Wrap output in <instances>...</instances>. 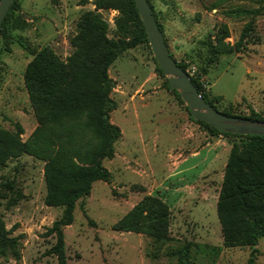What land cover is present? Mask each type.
<instances>
[{
    "label": "rangeland",
    "instance_id": "rangeland-1",
    "mask_svg": "<svg viewBox=\"0 0 264 264\" xmlns=\"http://www.w3.org/2000/svg\"><path fill=\"white\" fill-rule=\"evenodd\" d=\"M18 1V15L28 27L11 31L9 48L0 39V133L24 143L38 127L25 84L34 58L30 51L50 47L68 61L77 50L72 40L78 22L88 12L116 42L138 37L142 21L130 4L122 10H97L95 0H60L58 5L51 0ZM151 3L175 60L204 83L210 99L221 97L214 101L217 109L249 116L251 107L264 118V0ZM223 25L229 29L225 43L234 46L242 40L240 50L227 55L212 48L222 37ZM247 28L251 32L243 38ZM157 65L150 44H140L109 70L117 102L111 122L122 136L115 157L104 161L111 179L93 184L90 196L77 203L73 223L64 228L67 264H180L179 253L186 245V264H248L253 249L227 246L219 216L232 144L240 138L214 135L193 121ZM212 137L220 139L215 150L179 167L193 148L206 146ZM45 165L23 154L0 167V220L14 241L7 255H0L1 264H59L51 250L56 243L51 228L64 209L45 203ZM146 197L168 207V241L116 230ZM256 249V264H264V237Z\"/></svg>",
    "mask_w": 264,
    "mask_h": 264
},
{
    "label": "trees",
    "instance_id": "trees-1",
    "mask_svg": "<svg viewBox=\"0 0 264 264\" xmlns=\"http://www.w3.org/2000/svg\"><path fill=\"white\" fill-rule=\"evenodd\" d=\"M51 2L58 5L60 0ZM148 2L159 22L151 0ZM127 4L140 16L134 0H95L93 3L97 10H122ZM21 7L15 0L0 31L6 48H9L11 31L28 27V22L18 15ZM159 25L163 32L160 22ZM102 26L91 12L81 18L78 34L72 40L77 50L68 61L61 59L50 47L30 51L34 58L26 69L25 84L38 127L24 143L13 135L0 133V153L3 154L0 167L9 158L23 154L46 162L45 203L64 209L51 228L56 237L51 250L59 264H67L64 228L73 223L77 203L90 196L94 183L108 182L112 177L104 161L115 157V144L122 132L111 122L117 102L112 98L115 81L109 70L124 53L140 44L149 45L143 21L138 37L124 42L109 39ZM221 31L222 37L213 50L226 55L234 49L240 50L242 40L234 46L227 44L224 40L229 37V29L223 25ZM250 32L251 29H245L243 38ZM177 63L186 72L185 66ZM157 69L166 76L159 65ZM191 79L206 101L217 109L214 101L221 97L210 99L204 91V83L194 77ZM167 85L170 86L169 80ZM172 91L182 102L179 93ZM186 108L190 112L189 107ZM250 110L249 116H237L230 111L223 113L264 121L251 107ZM191 119L214 135L240 138L239 143L232 144L219 216L226 245L251 247L248 264H256V246L264 237V136L223 133L192 116ZM116 230L146 234L157 242L168 241V207L159 199L146 197L116 225ZM13 244L0 220V255L6 256ZM189 258L186 245L179 253L180 264H186Z\"/></svg>",
    "mask_w": 264,
    "mask_h": 264
},
{
    "label": "water",
    "instance_id": "water-1",
    "mask_svg": "<svg viewBox=\"0 0 264 264\" xmlns=\"http://www.w3.org/2000/svg\"><path fill=\"white\" fill-rule=\"evenodd\" d=\"M143 21L154 57L169 78L170 87L177 91L196 121L210 124L223 133L264 136V121L230 116L206 101L191 77L175 61L148 0H134ZM15 0H0V31Z\"/></svg>",
    "mask_w": 264,
    "mask_h": 264
},
{
    "label": "crops",
    "instance_id": "crops-1",
    "mask_svg": "<svg viewBox=\"0 0 264 264\" xmlns=\"http://www.w3.org/2000/svg\"><path fill=\"white\" fill-rule=\"evenodd\" d=\"M184 125H188V124H184ZM184 139L190 143V141H189L190 139L188 137L187 138L184 137ZM219 140L220 139H218L216 137H212V141L208 140V143L206 146H203L202 148H193L190 151V155L188 157H186L185 159H183L182 161H180L181 163H179V167H181L183 164L187 163L189 159H199V158H202L204 156V154L208 155L209 150H215V145L218 144L217 142ZM228 148L230 150V147H227V149ZM203 152H206V153H203ZM206 157H209V156H206Z\"/></svg>",
    "mask_w": 264,
    "mask_h": 264
}]
</instances>
